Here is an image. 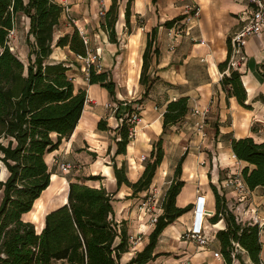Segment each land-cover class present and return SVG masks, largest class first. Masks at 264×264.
<instances>
[{"label":"crops","instance_id":"obj_1","mask_svg":"<svg viewBox=\"0 0 264 264\" xmlns=\"http://www.w3.org/2000/svg\"><path fill=\"white\" fill-rule=\"evenodd\" d=\"M57 1L67 5L68 11L63 12L56 28L54 44L60 37L73 33L74 28L79 27L91 44L88 46V56L97 54L102 59L100 68L97 65L94 68L98 72L112 75L116 83V94L115 98H111L109 92L98 84L91 85L85 67L82 68L79 78L82 83L79 87L75 85V89L87 92L84 111L69 140L47 157V162L49 158L53 159L54 167L48 162L49 171H53L51 184L37 202L47 194L56 193L62 187L61 183L64 186L63 195L56 199V203L37 222L25 219L32 211L23 218L32 222L36 232L40 233L45 227V217L68 203L70 181L83 176L100 175L102 179L99 181H87L86 184L94 188L104 187L113 195L114 221L119 228L127 231L129 240L144 234L141 242L134 247L128 241V251L121 255L120 263L129 264L137 252L147 247L150 234L155 228L149 223L151 215L138 214L135 205L141 198L151 194L153 187H157L163 197L175 178L177 163L184 157L180 175L184 186L177 197V207L191 206L192 209L164 229L154 253L158 256L148 264H225L224 259L214 256L215 252L221 254L217 233L226 230L227 225L224 219L217 223L210 221L216 214V198L211 184L217 187L219 195L224 198L239 223H253L257 217L260 219V258L264 264V188L249 189L248 194L240 196L235 186L229 185V180L241 175L245 167L254 168L237 160L231 149L232 141L252 138L256 143H264V30L260 36L249 38L243 49L246 61L238 69L246 88L245 102L249 108L242 106L222 87L223 70L219 68L229 57L230 38L248 24L246 19L254 9L253 5L248 0H133L129 6L130 0H117V37L116 42H111L101 28L104 17L101 12L105 14L113 0ZM127 6L130 11L128 27ZM195 9H199V16L194 17L187 28L184 27L185 33L176 38L170 37L172 28L183 27L184 22H176L171 29L164 24L188 15V12ZM154 30L155 48H158L159 53L153 57L148 71L151 84L149 94L140 103L146 90L140 84L142 55L148 37ZM126 48L134 52L139 48L141 51L133 65L121 56ZM73 59L80 61L68 47H54L49 57L52 63L65 62L68 65V61H72L68 65V75L75 69ZM183 97L188 98L187 115L181 123L164 130L163 114L168 104ZM119 102H129L140 112V122L130 138L125 154L116 153L117 142L121 138L118 128L123 122L116 115ZM107 104L114 108L108 109ZM194 110L204 115H195ZM101 120L108 123L107 130L99 128ZM160 138L164 141L165 156L150 188L135 195L132 187L126 184L119 186L114 164L118 168L124 165L129 182L135 183L144 174L146 163ZM142 156L147 159L142 160ZM67 162L76 168L60 177L58 172H62L59 166ZM4 172L6 179L7 170ZM56 176L58 182L52 188V180ZM198 204L200 209L205 206L203 212L206 217L202 209L197 210ZM162 213L163 210H159L160 216ZM203 217L204 223L210 224L209 229L204 226L210 244L208 246H200L190 238L193 226L200 225ZM237 253L246 264H253L245 251L238 249ZM234 264L241 262L235 260Z\"/></svg>","mask_w":264,"mask_h":264},{"label":"trees","instance_id":"obj_2","mask_svg":"<svg viewBox=\"0 0 264 264\" xmlns=\"http://www.w3.org/2000/svg\"><path fill=\"white\" fill-rule=\"evenodd\" d=\"M129 6L126 9L127 27ZM64 11L65 7L57 0H0V161L8 172L5 181H0V264H121V255L128 251L127 231L114 221L113 195L104 187L94 188L86 184L87 181H99L102 179L100 175L70 181L68 203L45 217V227L40 233L36 232L32 222L23 218L33 211L37 200L49 188L53 171H49L47 157L69 140L87 101L86 91H76L74 81L68 75L70 67L67 63L49 61L54 47H68L77 57L88 56V47L79 29L74 28L73 33L63 35L54 44L56 28ZM23 16L29 19L28 65L10 46L11 33ZM185 18L186 15L173 19L164 26L171 29ZM117 19V0H113L101 22V28L111 42H116ZM154 39L155 30L148 37L142 55L140 84L146 90L140 103L149 94L148 71L153 57L159 53ZM228 55V59L221 63L220 71L230 68L233 56L231 38ZM88 75L91 85L98 84L115 98L116 83L112 75L98 72L93 65ZM241 76L240 71L231 70L230 76L224 75L221 83L237 102L249 108ZM119 106L116 115L123 122L118 128L121 138L116 153L125 154L133 136L128 115L135 112L140 118V112L129 102H119ZM188 111V98L170 102L163 114L164 130L181 123ZM99 122V128L107 130L108 123ZM163 142L160 138L156 143L144 174L135 183L129 182L124 165L118 168L114 164L117 184L132 187L135 195L149 189L165 156ZM231 149L238 161L254 166L253 169L245 167L241 172L248 188H264V143L241 138L232 141ZM184 159L182 157L177 163L175 178L162 197L163 215L158 218L147 247L137 252L129 264H148L156 258V245L164 229L192 209L191 206L177 207V197L184 186L180 180ZM211 188L216 198V214L210 221L217 223L224 219L227 225L226 230L217 233L225 264H234L235 260L246 264L237 253L238 249L245 251L253 264H262V228L254 223H239L217 187L211 184Z\"/></svg>","mask_w":264,"mask_h":264},{"label":"built area","instance_id":"obj_3","mask_svg":"<svg viewBox=\"0 0 264 264\" xmlns=\"http://www.w3.org/2000/svg\"><path fill=\"white\" fill-rule=\"evenodd\" d=\"M66 2V1H65ZM249 4L253 5L254 9L252 10L250 17H248L246 19L247 21V25L245 27H243L241 30H239L238 32H236L232 37V59L230 62V68L226 69L225 72L222 73V77H224V75H228L230 76L231 74V70H235L237 71L240 66H242V64L245 63L246 61V55L243 54V49L246 46L249 38H251V36H260L263 33L264 30V0H248ZM66 4V3H65ZM65 7V11L67 10V5H63ZM199 9H195V11H191L188 12V15H186V18L183 20V27H175L172 28V30L169 32L170 37H177L180 34H184L186 31V28L188 27V24L192 22L194 17L199 16ZM101 15H105L104 12H101ZM193 15V16H192ZM74 23V21H72ZM75 24V23H74ZM186 26L185 30L184 27ZM83 40H84V44L87 45V47L89 46V40L88 38L85 36L84 32L78 27ZM88 54H89V50H88ZM99 56L97 54H95L93 57L91 56H87V58H84L82 56L77 57L78 60H84L87 63V75L89 72V68L93 65L95 66V62L97 60ZM100 68V66H99ZM87 78L89 79V75L87 76ZM108 109L112 110L114 108L113 105L111 104H107L106 105ZM194 114L195 115H204L203 113H200L198 110H194ZM140 118L139 116L133 112L128 116V121H130V123L133 125L131 127V133L135 134V128L137 126V124L140 122L139 121ZM145 159H147L146 156H142V160L145 161ZM76 166L73 165L72 163H61L59 166V171H61L63 174H66L67 172L75 169ZM229 185H234L236 188L237 193L241 196V195H246L249 192V188L247 186V184L245 183V181L242 179V176H236L232 179L229 180ZM147 201L143 202L141 207H140V212L143 214H147L149 213L151 215L150 219H149V223L152 226H156L158 218L160 217L159 210L162 209V199H161V192L158 190L157 187H153L151 194L147 195ZM204 205L202 206V213H204V217H206V213L203 212L204 210ZM199 204L197 205V210H201ZM197 213V212H196ZM198 214V213H197ZM204 217L202 218V221L200 223V225H194L193 226V230L190 233V238L194 241H196L197 244H199L200 246H208L209 241L207 240L206 236H205V232L203 229V222H204ZM260 219H258V217L256 219H254L253 223L254 224H258L260 225ZM142 235L138 237H132L129 240V244L131 247H134L138 242H141L142 240ZM237 248H239V246L237 245ZM214 256L218 259H222V255L219 252H215Z\"/></svg>","mask_w":264,"mask_h":264},{"label":"rangeland","instance_id":"obj_4","mask_svg":"<svg viewBox=\"0 0 264 264\" xmlns=\"http://www.w3.org/2000/svg\"><path fill=\"white\" fill-rule=\"evenodd\" d=\"M69 22L72 25L76 26V24H74L71 20ZM28 28H29L28 20H27L26 17L23 16L19 20V22L17 23V25L15 27V30L11 33V36H10V46L14 48V52L18 55V57L20 58V60L22 62H24L26 65H28V63H29L28 62V56H29V51H30L29 46H27V36H28V32H29ZM92 33H94V32H92ZM90 45L91 44L89 43V46ZM124 50H126V51H124ZM124 50H123V52L121 54L122 58L124 60L127 59L131 63V65H133L135 63L134 60L136 59V56H138V57L140 56V53H141L140 49L138 48V50L135 51V52L132 51L131 49H127V48L124 49ZM93 56L94 55H92L91 57H93ZM101 61H102V59H100L98 57L97 60H96V62H95V65H97V68H99V66H101ZM68 62H69L68 65L72 64L71 63L72 61H68ZM74 62H75V65L73 66V69L74 68L75 69H74L73 73L72 72L69 73V76H71V78L74 80L75 85L77 87H79L81 85V83H82V80L81 79L79 80L80 75L82 73V68L85 67V72H86L87 71V63L84 60H80L79 62H76V60H74ZM78 64H79V66H78ZM130 73H131V71H130ZM48 162H49V165L51 166L52 163H53L52 157L49 158ZM55 170L57 171V169H55ZM4 171H6L5 170V167L3 168V165L0 162V180L5 179V172ZM58 173H59V176L60 177H63L64 176L63 173L62 174H60V172H58ZM71 173H74V171L71 172ZM83 177H86V176H83ZM57 179H58V177H57ZM57 182H58V180H57ZM60 185L62 187L60 189H58V191L56 193H54V194H47L41 200H39L37 202V206L34 207L32 213H30L29 215L25 216V219L28 220V221H32V222H37V220L41 219V217L43 216V214H45V212L47 210H49L50 207L53 206L54 202L56 203V199L57 198H60L63 195L62 194V191L64 189V186L62 185V183ZM147 197L144 196L143 198H141L142 200H139L137 202V204L135 205V210H136V212L138 214L141 213L140 212V207H141V205H142L143 202H146L147 201ZM0 199H1V192H0ZM204 226H206L208 228L210 226V224L203 222V229H204ZM186 237L188 238V235ZM212 246H213V244L211 243V246L210 247L212 248Z\"/></svg>","mask_w":264,"mask_h":264},{"label":"bare ground","instance_id":"obj_5","mask_svg":"<svg viewBox=\"0 0 264 264\" xmlns=\"http://www.w3.org/2000/svg\"><path fill=\"white\" fill-rule=\"evenodd\" d=\"M57 180H58V179H57L56 177L53 178V180H52V188H53V187L55 186V184L57 183ZM52 188H51V189H52Z\"/></svg>","mask_w":264,"mask_h":264}]
</instances>
